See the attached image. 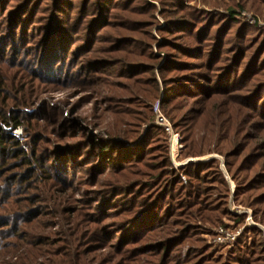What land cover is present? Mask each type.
<instances>
[{"label": "trees", "instance_id": "obj_1", "mask_svg": "<svg viewBox=\"0 0 264 264\" xmlns=\"http://www.w3.org/2000/svg\"><path fill=\"white\" fill-rule=\"evenodd\" d=\"M190 1L0 0V243L4 230L17 241L15 224L30 227L46 211L35 205L42 188L73 191L78 179L81 200L67 194L53 209L90 223L70 232L74 246L110 245L119 264H264L257 227H244L229 245L203 238L224 219L245 224L231 201L264 227V33L234 18L236 7L259 10L264 0H227L223 11ZM153 27L160 40L141 41L139 32ZM101 86L124 95L107 97L118 139H76L59 110H33L45 92L94 95ZM160 96L182 158L223 156L233 193L214 160L172 168L165 131L154 122ZM55 125L62 128L53 141ZM19 126L26 152L13 135ZM59 239L53 253L64 254Z\"/></svg>", "mask_w": 264, "mask_h": 264}, {"label": "rangeland", "instance_id": "obj_2", "mask_svg": "<svg viewBox=\"0 0 264 264\" xmlns=\"http://www.w3.org/2000/svg\"><path fill=\"white\" fill-rule=\"evenodd\" d=\"M218 2L220 4L213 5V3ZM222 3L226 4L228 2L227 0H191L186 4L190 6H197L198 8H203L205 10L210 11H223L225 10V8ZM260 7L261 9L259 10L255 9L256 7H254V5H245L242 8L236 7L237 9L235 8L234 11V15L236 14V17L234 16V18L239 21L248 23L245 21L242 14H245L249 17H253L256 20L255 24H248L250 26H253L257 30H260V32L264 33V5H261ZM158 20L161 22L162 25L163 20L160 17H158ZM258 24L260 25L258 26ZM149 31L150 32L148 33L139 32V39L141 41H147L150 36H154L156 39L160 40V37L156 31V27L149 29ZM153 47H155V45ZM116 94L118 95H115L113 91H111L110 89L107 90L105 87L102 86L98 88V92H96L94 95H90L89 92L85 91H77L75 88H63L60 90H53L41 94V96H39L40 98L35 102L33 110L37 109L42 104L48 105L49 107L56 108V110H59L60 113L64 115L63 117L66 119V121L73 122L72 134L76 139L86 140L88 137L95 138V140L118 139L111 137L112 135H115L113 132V128H115L116 126L117 116L112 115L108 112L109 103L107 100L108 96H112V98L115 99H123L124 95L122 93ZM160 100L161 96L152 104L155 124L158 113L155 111L154 107L157 102H159L160 105ZM159 113L164 116L161 111H159ZM164 118L166 117L164 116ZM166 120L168 119L166 118ZM41 124L43 126V123ZM61 128L62 125L56 126L54 129L55 131H53L54 133L51 132L49 134L50 138L57 139L59 137L58 133L60 132ZM15 131H13V135L15 136V134H17L19 136L17 140H19L23 144V150L26 152L28 150L26 145L28 137L25 135L23 128L20 126L17 127ZM42 131L44 134H46V132L48 131V127H45V130L42 129ZM173 133L178 137L181 147L178 153L171 151L170 144L172 137L169 134L165 133L168 139V152L172 168L175 170H179V168L183 167L187 163L209 162L211 160H214L217 163V167L219 168V170L224 174L225 180L229 185V189L233 193L235 184L227 176L225 169L226 162L224 157L216 153H203L201 156L197 157L182 158L180 152H183L184 148L181 144V136L174 129ZM45 142H47V140H45ZM173 147H176L175 142ZM180 177L182 180L185 179L182 174H180ZM78 182L79 180L76 179L73 191H71V189H60L57 186H55V190H48L43 188L41 189V191L43 192V198L40 201H36L35 205L38 206L39 204H42V206H47L46 211H43L40 215H37V221L33 223L30 227L24 228L22 225L15 224V231L16 228L19 227L20 232L22 233L20 235L21 238H19L17 241L9 237V235L12 234L11 230H4L5 234L2 235H6L7 233L8 237L7 240H2L0 243V264H57L63 260H67L64 262V264H67V262H69L68 264H119V262H121L119 257H117L120 254L117 253L115 248L111 247L110 245L104 246L103 244H94V242H91V244H87L85 243L86 241H84V243L82 244L83 246L79 244L82 247L79 245L74 246L71 242L70 232L77 229L82 230L85 226H89L90 223L84 218L76 217L78 216L77 214L75 217H73V213L67 215L69 216V221H67L64 217L65 215L62 216L63 213L61 210H58V214L57 211L53 210L54 208H58V206H61L62 203H64V199L67 194L73 193L76 200H81L82 192L78 189ZM103 182L104 181L102 178L98 181L99 184ZM34 200L36 199H33L32 201ZM52 200H55V202L51 203ZM10 205L11 203L7 207H10ZM58 209L62 208L60 207ZM229 210L233 214H245V224L243 226L237 227V225H235L232 220L224 219V225L219 226L215 229L211 227V230L215 232V235L213 237L210 234L204 235L203 238L207 244H210L212 246H214L215 244H232L239 237L242 236L241 233H243L242 231L244 227L259 228L260 230H262L264 237V227L256 223L252 219V212L250 209L235 206L231 201L229 202ZM8 221L9 218H5L4 223H8ZM68 222L69 225H67ZM219 229H221L223 233H235L237 231H240V235L236 238V240L231 243H218L215 240L217 239ZM80 234L81 233L78 232V236H80ZM59 237H61L62 239H59L60 242H64L67 245L62 250L64 254H60V251H58L57 253H53L56 249L54 243H51V241L55 242L56 238ZM36 239L42 240L34 242ZM41 241L42 243H40ZM59 244L61 245L62 243ZM186 250L187 247H183L181 249V254L185 255Z\"/></svg>", "mask_w": 264, "mask_h": 264}, {"label": "built area", "instance_id": "obj_3", "mask_svg": "<svg viewBox=\"0 0 264 264\" xmlns=\"http://www.w3.org/2000/svg\"><path fill=\"white\" fill-rule=\"evenodd\" d=\"M243 18L245 19L246 22H248L249 24H255V19L253 17H249L245 14H242ZM260 24H258L259 26ZM155 111L158 113L157 117H156V124L159 127H162L163 130L165 131L166 134H169L172 138H171V144H170V150L178 153L179 149H180V143H179V139L178 137L173 133V128L172 125L168 122V120H166V118H164L163 115H161L159 113V102L156 103L155 107H154ZM15 131V130H14ZM16 132V131H15ZM15 134V133H14ZM15 137L18 138L19 136L17 134H15ZM175 142L176 147H173ZM240 235V231H237L235 233H230V232H225L223 233V231L221 229H219L218 231V236L217 239L215 240L218 243H231L234 240H236V238Z\"/></svg>", "mask_w": 264, "mask_h": 264}]
</instances>
